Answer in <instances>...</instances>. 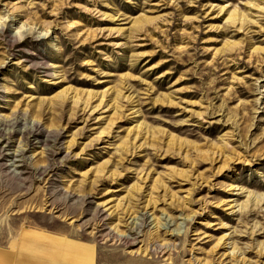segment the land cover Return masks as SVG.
Returning <instances> with one entry per match:
<instances>
[{
    "label": "rangeland",
    "instance_id": "374dc122",
    "mask_svg": "<svg viewBox=\"0 0 264 264\" xmlns=\"http://www.w3.org/2000/svg\"><path fill=\"white\" fill-rule=\"evenodd\" d=\"M26 233L264 264V0H0V264Z\"/></svg>",
    "mask_w": 264,
    "mask_h": 264
},
{
    "label": "crops",
    "instance_id": "0c3cea01",
    "mask_svg": "<svg viewBox=\"0 0 264 264\" xmlns=\"http://www.w3.org/2000/svg\"><path fill=\"white\" fill-rule=\"evenodd\" d=\"M91 249L45 235L26 233L13 264H92Z\"/></svg>",
    "mask_w": 264,
    "mask_h": 264
},
{
    "label": "bare ground",
    "instance_id": "6f19581e",
    "mask_svg": "<svg viewBox=\"0 0 264 264\" xmlns=\"http://www.w3.org/2000/svg\"><path fill=\"white\" fill-rule=\"evenodd\" d=\"M146 216V215H145Z\"/></svg>",
    "mask_w": 264,
    "mask_h": 264
}]
</instances>
